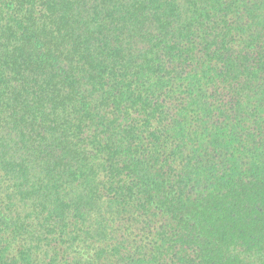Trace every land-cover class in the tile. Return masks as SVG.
<instances>
[{"label": "trees", "instance_id": "trees-1", "mask_svg": "<svg viewBox=\"0 0 264 264\" xmlns=\"http://www.w3.org/2000/svg\"><path fill=\"white\" fill-rule=\"evenodd\" d=\"M0 264H264V0H0Z\"/></svg>", "mask_w": 264, "mask_h": 264}]
</instances>
